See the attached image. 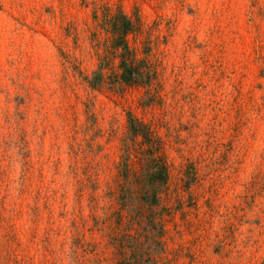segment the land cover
<instances>
[{
  "label": "rangeland",
  "instance_id": "1",
  "mask_svg": "<svg viewBox=\"0 0 264 264\" xmlns=\"http://www.w3.org/2000/svg\"><path fill=\"white\" fill-rule=\"evenodd\" d=\"M0 264H264V0H0Z\"/></svg>",
  "mask_w": 264,
  "mask_h": 264
}]
</instances>
